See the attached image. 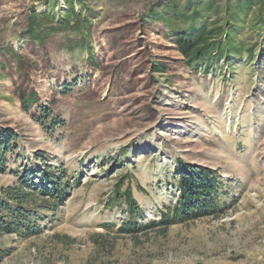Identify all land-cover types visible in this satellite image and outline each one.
Instances as JSON below:
<instances>
[{
    "label": "rangeland",
    "instance_id": "374dc122",
    "mask_svg": "<svg viewBox=\"0 0 264 264\" xmlns=\"http://www.w3.org/2000/svg\"><path fill=\"white\" fill-rule=\"evenodd\" d=\"M165 1L87 0L86 12H92L95 30L104 37L111 28L137 20L151 4ZM25 6L47 9L37 0H0V46L30 54L20 34ZM60 6L55 10L64 9V1ZM161 31L159 25L151 39L165 40ZM76 35L72 29L57 34L51 45L55 66L36 86L41 103L64 125L48 132L34 119L40 114L37 107L21 109L10 78L0 86V128L13 129L18 145L8 152L0 189L12 185L25 168H45L35 157L40 150L50 168H67L68 179L81 181L72 183L54 215L48 212L39 221V235L0 236L9 250L0 264H264V61L257 58L255 68L239 64L233 73L227 66L197 75L185 69L174 77L160 76L148 92L128 94L111 90L98 73L76 71L87 53L74 55L58 45ZM240 37L246 44L257 40L256 32L247 29ZM127 80L124 76L122 82ZM67 84L71 93L63 94ZM147 104L159 114H148ZM179 158L212 168L225 180V212L173 224L166 236L149 231L140 235L139 245L129 235H118L127 215L120 201L107 203L118 179L134 176L131 189L145 207L142 223L159 219V210L178 197L174 176ZM54 233L76 241L63 248L53 241ZM96 233L117 237L112 253L95 252L91 236Z\"/></svg>",
    "mask_w": 264,
    "mask_h": 264
},
{
    "label": "trees",
    "instance_id": "16d2710c",
    "mask_svg": "<svg viewBox=\"0 0 264 264\" xmlns=\"http://www.w3.org/2000/svg\"><path fill=\"white\" fill-rule=\"evenodd\" d=\"M37 1L46 4L47 9L25 6L20 14L24 25L20 34L30 46V54L24 53L23 49L0 46V86L4 79L10 78L21 109L30 112L37 107L40 114L34 119L48 132L64 125L65 121L53 113L51 107L41 103L36 86L55 66L51 45L56 42L57 34L68 29L75 30L76 37L60 39L58 45L74 55L87 53L76 71L98 73L111 90L121 89L128 94L137 90L148 92L152 85H157L160 76L174 77L185 69L197 75L215 73L227 66L233 73L239 64L255 68L257 58L258 62L264 61V45L261 44L264 39V0H166L163 4L153 3L137 20L111 28L110 34L104 37L100 30H95L92 12H86L89 9L87 0H62L65 8L60 11L55 10V7H61L60 0ZM75 4L81 5V10H77ZM159 25L165 40H152L153 31L156 32ZM244 29L256 32L257 40L246 44L240 37ZM124 76L128 78L126 82H122ZM70 91L67 84L60 92L68 94ZM145 109L151 116L159 114L151 105L147 104ZM16 139L13 129L0 128V172L7 170L6 157L8 152L17 149ZM35 157L46 165L45 168H25L12 185L0 189V236L3 233H17L23 237L39 235L42 231L39 221L47 219L48 212L54 215L58 211L72 183H81L80 178H67V168H50L46 154L41 150ZM133 177L130 173L121 176L107 203L120 201L123 204L121 211L127 218L117 233L129 235L134 245H139L140 235H147L149 231L166 236L173 224L207 215L218 218L226 210V202L222 200L226 195L225 180L212 168L179 158L174 176L178 192L176 201L159 210V219L142 223L146 217L145 207L134 197ZM137 189L145 192L140 183H137ZM52 239L63 248L76 241V238L61 233L52 234ZM91 239L97 254L108 255L114 250L117 237L96 233ZM8 252L0 244V262Z\"/></svg>",
    "mask_w": 264,
    "mask_h": 264
}]
</instances>
